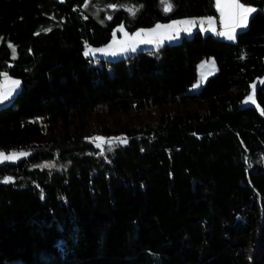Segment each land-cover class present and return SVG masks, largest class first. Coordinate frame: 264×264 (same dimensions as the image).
I'll return each instance as SVG.
<instances>
[{"label":"trees","instance_id":"obj_1","mask_svg":"<svg viewBox=\"0 0 264 264\" xmlns=\"http://www.w3.org/2000/svg\"><path fill=\"white\" fill-rule=\"evenodd\" d=\"M169 2L0 0V74L22 86L0 108V151L29 153L0 166V264H264V83L261 114L240 107L264 76V0H240L257 12L235 44L196 32L83 55L120 25L216 14ZM210 58L216 74L189 94Z\"/></svg>","mask_w":264,"mask_h":264},{"label":"rangeland","instance_id":"obj_2","mask_svg":"<svg viewBox=\"0 0 264 264\" xmlns=\"http://www.w3.org/2000/svg\"><path fill=\"white\" fill-rule=\"evenodd\" d=\"M56 1H62V0H56ZM90 0H87L86 5L89 4ZM213 6L216 10V14L212 15V16H199V17H191V18H181V19H176V20H172L166 23H157L159 25H171V24H178V26L180 28H183L184 25L179 24V22L181 21H186V20H193L196 21V23L191 26V31L190 32H185V31H179V33L177 34L175 31H167L164 32L162 30V34L155 36V37H139L136 40H130L128 39L129 37L134 36L135 33L140 32V31H149L153 28L156 27V25L150 27V28H146V29H138L135 30L133 32H128L125 27L123 25L117 26L112 33V38L110 40V42L100 48H93L90 47V49H92L93 51L89 52L88 55H85V52L89 49V48H85L83 55L84 57L92 60L95 64H100L99 61H116L119 59H124L127 57H130L138 52L141 51H156L158 49H160L161 47L165 46V45H176L178 43H180L182 41L183 38L185 39H189L192 37V35L196 32H200L203 35L209 34L212 35L214 38L219 39L221 41L227 42V43H232L235 44L236 43V37L237 34L240 32H243L247 29L248 27V23L250 18L257 12V10L254 7L251 6H246V7H251L254 8L255 11L252 12L249 16L248 22H247V26L246 27H242V28H237L236 29V33H235V39L229 40L227 39L225 36H220L217 33L224 31V27L221 23V16H220V12L217 10L216 7V0H213ZM94 16H96L98 18L99 16V12L98 11H93L92 12ZM263 13H264V8H263ZM207 18H211L213 21L212 25H209L207 23L201 24L200 21L201 20H206ZM123 27V31H119V29ZM214 29V30H211ZM125 33L127 34V36L125 35ZM115 34V35H114ZM171 37V38H169ZM151 39L152 42L151 43H147V42H141V40H149ZM116 41L117 43H113V41ZM127 43L130 45V47L127 48L126 51H120V47L121 44L120 42L122 41H126ZM8 47L11 44H7ZM112 46L111 48L109 46ZM13 46V45H12ZM133 48H135V50H132ZM10 55L12 59L13 58V54H12V48H10ZM106 50V51H105ZM115 53V54H113ZM16 57V55H15ZM201 65H204V67L202 68ZM216 74V64L213 58H210L208 60H205L203 62H201L198 66V72H197V80L196 82L188 89V93L189 94H196L199 92L200 87H201V83L205 82L208 78L213 77ZM11 80H18L17 78H13L8 76ZM264 83V76L262 78H258L256 79L251 85H250V92L248 94V96L244 99V101L241 104V108H247V107H254L255 109H257L258 113L261 114V109L258 107V105L256 104V90L257 88L262 85ZM2 85H3V76L0 78V91H2ZM254 86V87H253ZM21 82L19 84L18 87H16L15 89H13L12 91V95L9 96L6 100H0V108L2 107H6L8 105H10V103L15 99L16 95L21 91ZM249 96H253L254 97V103L248 100ZM108 140H112V139H107ZM106 141V140H105ZM126 141V140H124ZM115 144H122L125 145L126 142L124 143H120L117 142L116 139L113 141ZM99 143V141L96 142V144ZM108 145V143H104L102 144L101 148L103 150V148ZM105 151V150H104ZM103 151V152H104ZM20 152H25V151H17L15 153H20ZM13 153V152H11ZM28 153V152H25ZM5 154H9V153H5ZM28 155L20 157L19 159H16L14 161H3L0 162V166L2 165H6V164H15L23 159H26Z\"/></svg>","mask_w":264,"mask_h":264},{"label":"snow or ice","instance_id":"obj_3","mask_svg":"<svg viewBox=\"0 0 264 264\" xmlns=\"http://www.w3.org/2000/svg\"><path fill=\"white\" fill-rule=\"evenodd\" d=\"M162 3H164V11L165 12L171 11L172 5L169 2V0H162ZM110 7L115 8V5H110ZM216 7H217V10L220 12L221 23L224 27V31H221L217 34L220 36H225L229 40L235 39V33H236L237 28H242V27L247 26V22H248L250 14L255 11L254 8L246 7L244 4L240 3V0H216ZM127 11H129L130 14L135 15L134 9L129 8V9H127ZM109 18H111V17H109ZM195 23H196V21H193V20L181 21V22H179V24L184 25L183 28H180L178 26V24H176V23L171 24V25H163V26L157 24L155 28H153L147 32H145V31L137 32L134 34V36L129 37L128 39L136 40L139 37H155V36L161 35L162 30L164 32L175 31L177 34L181 30L185 31V32H190L191 26H193ZM200 23L201 24L207 23L209 25H212L213 21L211 18H207L206 20H201ZM211 30H214V29H211ZM119 31H123V27H121L119 29ZM125 35L127 36L126 33H125ZM169 38H171V37H169ZM141 42L142 43L143 42L151 43L152 40L151 39L141 40ZM113 43L115 44L117 42L114 40ZM120 44H121V47L119 49L120 51H126L127 48L130 47V45L127 43V40L120 42ZM9 47L12 48L13 58H15V47L12 45H9ZM109 47L111 48L112 46L110 45ZM132 50H135V48H133ZM91 51H93V50L89 48L85 52V55H88V53ZM113 54H115V53H113ZM201 67L203 68L204 65H201ZM0 75L3 76V85H2V91H0V100H6L9 96L12 95L13 89H15L16 87L19 86L20 81L11 80L8 77L7 73H2ZM248 100L253 102V103L255 102L253 96H249ZM93 139H94V141H99V143H97V147H101L102 144H104V143H108L109 145H111L113 143V140L105 141L102 137H95ZM116 141L120 142V143L126 142L121 138H116ZM26 155H28V153H25V152L15 153V152H13V153L5 154L4 152L0 151V162L14 161V160L19 159L20 157H23ZM46 166L51 167V165H46ZM2 182L9 183V182H11V178L6 177V178H4V180Z\"/></svg>","mask_w":264,"mask_h":264}]
</instances>
